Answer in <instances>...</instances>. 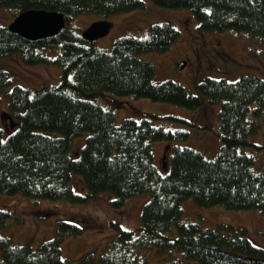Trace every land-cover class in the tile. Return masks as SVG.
<instances>
[{
    "label": "trees",
    "instance_id": "1",
    "mask_svg": "<svg viewBox=\"0 0 264 264\" xmlns=\"http://www.w3.org/2000/svg\"><path fill=\"white\" fill-rule=\"evenodd\" d=\"M165 7H186L202 30L234 28L264 39V0H153ZM0 6L19 12L44 8L72 14L99 12L105 16L144 6L143 0H0ZM38 40L27 39L0 24V56L19 53L28 65H58L57 84L34 89L15 84L8 93V112L16 126L3 138L0 127V192H21L32 198L83 203L108 192L114 207L128 198L150 193L135 230L111 221L113 233L102 253L85 252L78 264H151L141 250L155 246L163 257L154 264H264V247L247 229L230 223L205 227L182 221L181 201L193 197L201 206L230 209L256 208L264 214V173L252 169L253 155L241 150L264 121V77L242 74L236 80L205 77L196 92L173 80L154 82V65L140 52L165 51L179 37L169 20L153 24L145 37L125 34L113 40L111 51L85 40L73 27ZM55 55L51 52L56 51ZM11 83L0 67V92ZM110 91L119 95L149 97L188 108L207 98L221 100L218 112L221 148L215 158L189 146L175 144L167 171L156 164L153 141H186L190 131L156 124L153 115L117 124L112 108L79 96L78 89ZM171 123L194 124L186 118L165 115ZM89 131L77 155L71 154L73 137ZM264 132V131H263ZM72 171L79 173L87 192L74 191ZM9 212L0 208V228ZM83 226L65 217L56 219L52 238L37 248L28 242L12 244L0 235V264H68L61 243Z\"/></svg>",
    "mask_w": 264,
    "mask_h": 264
},
{
    "label": "rangeland",
    "instance_id": "2",
    "mask_svg": "<svg viewBox=\"0 0 264 264\" xmlns=\"http://www.w3.org/2000/svg\"><path fill=\"white\" fill-rule=\"evenodd\" d=\"M144 6L130 11L112 13L105 16L99 12L72 14L67 25L81 33L93 21L108 20L112 23L109 32L95 40L96 46L107 51L112 50L113 40L118 36L132 34L145 37L150 27L158 22L169 20L179 30L178 39L165 51L147 50L140 56L154 65L152 80L161 82L173 80L183 83L192 92H196V83L205 77H224L236 80L242 74L254 73L264 77V39L250 36L244 30L234 28L202 30L195 14L186 7H165L153 0H143ZM13 10L0 6V24L8 25L13 20ZM56 51L51 52L53 55ZM184 62L183 67L179 66ZM0 67L6 69L11 83L0 92V127L3 138L9 136L16 126L8 112V93L15 84L34 89L41 84H57L62 78V69L58 65L24 63L19 53L0 56ZM79 96L90 99L106 108H112L116 123L126 117L141 120L153 115L156 124L166 127L185 128L190 131L186 141H153V153L160 171L165 173L163 158L167 164L169 153L175 144L189 146L201 151L206 158H215L221 148L220 122L218 112L221 100L212 103L207 98L196 109L178 104L156 101L149 97H136L130 94L119 95L110 91L78 89ZM175 115L193 121L171 123L164 116ZM264 121L262 128L252 136V144L241 148L255 158L252 169L264 173ZM89 131L73 137L71 154L80 152ZM170 145V146H168ZM71 185L74 191L86 193L82 176L72 171ZM150 193L141 192L127 199L122 207H114L110 200L112 194L100 193L95 199L83 203H71L67 200H44L23 195L21 192L7 194L0 192V208L9 212L0 235L9 236L12 244L28 242L33 248L49 238L55 231L56 219L65 217L83 226L81 233L68 235L61 243V256L68 264H78L80 257L94 250L99 256L109 236L113 233L111 221L122 227L135 230L140 222L143 205L150 199ZM183 221H197L205 227H215L217 223H230L247 229L254 242L264 247V214L258 209H230L222 205L211 207L199 205L193 197L181 201ZM151 264L162 262L163 257L155 246L141 250ZM1 259V253H0Z\"/></svg>",
    "mask_w": 264,
    "mask_h": 264
},
{
    "label": "water",
    "instance_id": "3",
    "mask_svg": "<svg viewBox=\"0 0 264 264\" xmlns=\"http://www.w3.org/2000/svg\"><path fill=\"white\" fill-rule=\"evenodd\" d=\"M66 16L63 12L44 8H31L19 12L8 24V27L19 35L30 39L38 40L44 37L53 36L66 26ZM112 23L108 20L93 21L81 32V36L87 41H95L106 35ZM184 62L179 66L183 67ZM164 156L163 166H167Z\"/></svg>",
    "mask_w": 264,
    "mask_h": 264
},
{
    "label": "bare ground",
    "instance_id": "4",
    "mask_svg": "<svg viewBox=\"0 0 264 264\" xmlns=\"http://www.w3.org/2000/svg\"><path fill=\"white\" fill-rule=\"evenodd\" d=\"M164 167H166V166H164Z\"/></svg>",
    "mask_w": 264,
    "mask_h": 264
}]
</instances>
